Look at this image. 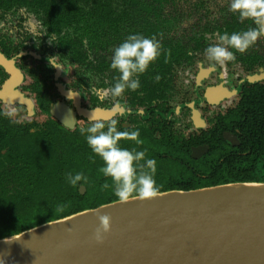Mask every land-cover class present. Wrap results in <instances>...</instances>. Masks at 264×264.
I'll list each match as a JSON object with an SVG mask.
<instances>
[{
  "label": "flooded vegetation",
  "instance_id": "obj_1",
  "mask_svg": "<svg viewBox=\"0 0 264 264\" xmlns=\"http://www.w3.org/2000/svg\"><path fill=\"white\" fill-rule=\"evenodd\" d=\"M229 5L0 0V221L25 196L50 204L83 162L104 166L79 131L94 121L139 130L142 145L121 147L147 150L160 188L179 171L208 184L243 175L264 181V150L256 147L264 143V37L244 53L230 49L236 59L224 65L205 55L218 35L255 27ZM131 34L155 36L161 55L139 75L138 90L114 97L109 90L120 74L112 56ZM77 191L84 195L88 185Z\"/></svg>",
  "mask_w": 264,
  "mask_h": 264
},
{
  "label": "water",
  "instance_id": "obj_2",
  "mask_svg": "<svg viewBox=\"0 0 264 264\" xmlns=\"http://www.w3.org/2000/svg\"><path fill=\"white\" fill-rule=\"evenodd\" d=\"M97 210L111 230L97 242ZM0 238V264H264V181L118 199Z\"/></svg>",
  "mask_w": 264,
  "mask_h": 264
},
{
  "label": "clouds",
  "instance_id": "obj_3",
  "mask_svg": "<svg viewBox=\"0 0 264 264\" xmlns=\"http://www.w3.org/2000/svg\"><path fill=\"white\" fill-rule=\"evenodd\" d=\"M229 10L238 14L241 22L251 20L255 27L246 31L225 32L218 35V43L209 45L205 49L206 58L210 61L224 65L236 59L230 49L244 53L256 44L259 38L264 37V0H230ZM162 44L155 36L148 38L141 34L129 35L118 47L115 48L110 67L120 75L114 86L109 90L114 97L122 96L126 90L136 91L140 88L139 75L144 73L152 62L161 55ZM53 66H59L55 63ZM60 67V66H59ZM159 81L160 77H156ZM93 91H96L95 89ZM15 109H11L4 115L11 117ZM117 121L112 120L107 124L103 121H94L88 127H81L80 134L86 136L87 144L93 153L98 155L103 165L98 169L105 177H110L112 184L105 182L101 190L112 189L119 202L125 203L131 200H150L155 198L160 187L154 179L156 173V161L146 159V149L138 151L136 148L121 147V141H133L136 145H142L139 130L119 131ZM144 161V163H141ZM68 182L76 186L78 182L87 183V177L79 172L66 175ZM69 205H59L55 212L62 213ZM100 225L96 228L94 238L97 242H103L104 234L111 230V217L108 214L96 212ZM49 224H51L48 221Z\"/></svg>",
  "mask_w": 264,
  "mask_h": 264
},
{
  "label": "trees",
  "instance_id": "obj_4",
  "mask_svg": "<svg viewBox=\"0 0 264 264\" xmlns=\"http://www.w3.org/2000/svg\"><path fill=\"white\" fill-rule=\"evenodd\" d=\"M257 150H264V143L258 141L256 143ZM100 164L94 163V165L84 163L83 166L75 168L79 173L82 172L87 177L88 192L81 195L77 191V185H71L68 180L65 186V193L56 192L55 200L51 201L50 204L40 202L41 196H25L23 203L15 206L11 209L6 210V220L0 221V237L9 236L18 233L24 229L30 228L34 225L57 219L71 213L80 211L85 208L95 207L103 202L112 201L118 199L115 195L113 198L103 197V194L107 193V190H101V185L104 184L107 179L108 183L111 181L110 177H105L98 171ZM66 178V177H65ZM230 181H245L255 180L251 178H245L243 176H233L227 179H220L218 181L204 183L199 179H194L187 176L185 171H179L175 176L168 178V183L160 188V190L167 189H193L202 186L215 185L219 183H225ZM102 182L100 185L98 182ZM84 183V182H78ZM110 184V183H109ZM39 198V199H37ZM67 204L69 207L62 213L55 212V208L59 205ZM3 217V216H2Z\"/></svg>",
  "mask_w": 264,
  "mask_h": 264
}]
</instances>
